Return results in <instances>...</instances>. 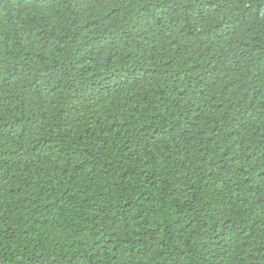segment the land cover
Returning <instances> with one entry per match:
<instances>
[{"label":"trees","instance_id":"trees-1","mask_svg":"<svg viewBox=\"0 0 264 264\" xmlns=\"http://www.w3.org/2000/svg\"><path fill=\"white\" fill-rule=\"evenodd\" d=\"M0 264H264V0H0Z\"/></svg>","mask_w":264,"mask_h":264}]
</instances>
